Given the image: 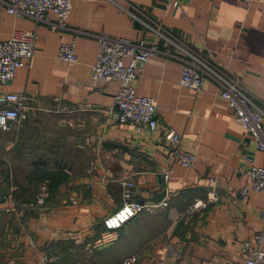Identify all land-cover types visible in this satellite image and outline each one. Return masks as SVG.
Masks as SVG:
<instances>
[{"label":"crops","instance_id":"crops-1","mask_svg":"<svg viewBox=\"0 0 264 264\" xmlns=\"http://www.w3.org/2000/svg\"><path fill=\"white\" fill-rule=\"evenodd\" d=\"M68 26L53 31L0 4V38L17 30L38 34L28 65L0 84V95L23 94L30 106L24 122L0 131V183L4 173L9 181L38 178L51 194L41 208H26L8 234L0 204V264H44L45 256L48 264H125L132 256L134 264H246L244 243L264 227V191L250 189L243 200L250 181L242 171L247 157L264 166V151L214 81L198 92L180 84L184 53L160 33L238 78L264 109V0H182L170 7L73 0ZM102 31L172 52L151 56L134 81L137 94L160 104L157 130L139 133L111 117L119 83L91 72L99 50L94 34ZM74 37L77 60L61 59L60 45ZM171 132L180 135L181 150L196 154L192 167L172 162ZM124 179L135 182L133 200L148 208L108 230L104 219L124 204ZM23 185L8 188L24 194ZM198 200L208 205L192 209Z\"/></svg>","mask_w":264,"mask_h":264},{"label":"built area","instance_id":"built-area-1","mask_svg":"<svg viewBox=\"0 0 264 264\" xmlns=\"http://www.w3.org/2000/svg\"><path fill=\"white\" fill-rule=\"evenodd\" d=\"M182 0H157L166 7L179 6ZM250 3L253 0H244ZM1 7L10 15L28 17L39 24H45L53 31L69 29L68 21L73 8V0H0ZM170 43L177 45L183 53L184 66L180 84L191 91L198 92L205 86L206 80L214 81L220 94L225 98L234 112L236 120L243 124L251 136L256 140L258 148L264 151V109H262L242 85L240 80L226 71L213 65L194 51L185 48L163 34ZM99 43L96 60L92 65L93 79H110L119 83L115 96V107L110 110L111 117L119 123H132L136 130L155 131L159 128L160 104L151 96L137 94L134 86L136 77L143 71L149 58L160 53L172 54L170 50L162 51L156 42L146 39L134 40L126 36H113L106 31L94 34ZM36 30H17L9 38H0V84L6 85L14 79L16 70L28 65L36 52ZM74 37L64 42L58 49V56L69 62L77 60ZM30 106L25 95L16 92H5L0 95V131L6 132L16 124L24 122L28 117ZM168 137L176 148L171 155L172 162L185 167H192L196 162V154L179 148L180 135L171 132ZM247 166L242 171L245 184L241 190L243 200L249 197V190L264 191V166L258 165L251 157H247ZM169 166L162 171L164 185L169 181ZM123 187L124 204L116 212L104 219L108 230L122 227L143 209L148 208L145 203L133 200L135 182L131 179L121 181ZM49 183L40 185L37 204L44 205L49 196ZM216 192H213V198ZM9 205L5 210L10 212L17 203L12 194L8 195ZM6 199V197H5ZM210 199H208L209 201ZM11 201V202H10ZM208 201L198 200L191 208L206 207ZM264 222V207L261 211ZM246 264H264V227L257 231L253 238L244 243ZM51 256H45L44 264L50 263ZM135 256L125 261L134 264ZM163 264V261H160Z\"/></svg>","mask_w":264,"mask_h":264},{"label":"rangeland","instance_id":"rangeland-1","mask_svg":"<svg viewBox=\"0 0 264 264\" xmlns=\"http://www.w3.org/2000/svg\"><path fill=\"white\" fill-rule=\"evenodd\" d=\"M14 167H16L15 165H12ZM19 166V165H18ZM25 167L27 165H24ZM0 168L3 169V172H5L6 170V166L4 165H0ZM15 175V174H14ZM1 176V173H0ZM5 176V180H4V184H2V182L0 183V204L3 205L2 208V212L6 214V224H7V234L9 232H13L14 230V222L18 221V222H22L24 219V213H25V209L28 207H38L41 208L43 205H39L37 204V200L39 197V189H40V185L44 182L42 180H39L38 178H32V180H21L19 181L18 176L15 178V176H12V178L9 180H6V174L4 173ZM20 183V184H24V194L21 193L22 190H20V192H16L11 190V188H8V186L10 184H16V183ZM5 187V188H4ZM4 193V194H3ZM20 193V194H19ZM3 194V195H2ZM12 194V196L14 197L13 199L15 200V202L17 203V206L15 207V209L13 211H6L5 207L7 205H9V199L8 195ZM6 197V199H5ZM51 194H49V196L45 199V203L44 205L47 204L48 200L50 199ZM11 202V201H10ZM12 227V228H11Z\"/></svg>","mask_w":264,"mask_h":264},{"label":"trees","instance_id":"trees-1","mask_svg":"<svg viewBox=\"0 0 264 264\" xmlns=\"http://www.w3.org/2000/svg\"><path fill=\"white\" fill-rule=\"evenodd\" d=\"M40 180V179H39ZM50 185H51V183H50Z\"/></svg>","mask_w":264,"mask_h":264}]
</instances>
